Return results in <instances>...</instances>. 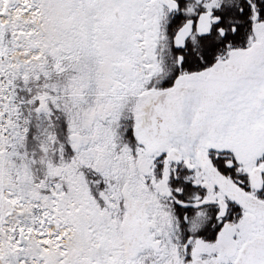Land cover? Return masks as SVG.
I'll return each instance as SVG.
<instances>
[{"label": "snow or ice", "instance_id": "1", "mask_svg": "<svg viewBox=\"0 0 264 264\" xmlns=\"http://www.w3.org/2000/svg\"><path fill=\"white\" fill-rule=\"evenodd\" d=\"M0 264H264V0H0Z\"/></svg>", "mask_w": 264, "mask_h": 264}]
</instances>
